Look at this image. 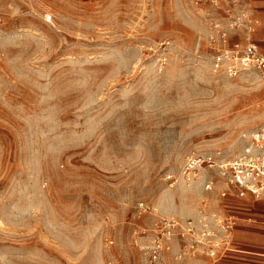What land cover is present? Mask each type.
Segmentation results:
<instances>
[{
  "label": "rangeland",
  "instance_id": "obj_1",
  "mask_svg": "<svg viewBox=\"0 0 264 264\" xmlns=\"http://www.w3.org/2000/svg\"><path fill=\"white\" fill-rule=\"evenodd\" d=\"M208 9V0H0V264H209L178 257L177 230L152 259L156 224L217 211L222 180L200 167L186 179L187 157L245 154L264 121L253 73L210 69ZM180 179L195 186L185 198ZM253 208L234 212L251 219L237 220L248 230L235 235L264 247Z\"/></svg>",
  "mask_w": 264,
  "mask_h": 264
},
{
  "label": "built area",
  "instance_id": "obj_2",
  "mask_svg": "<svg viewBox=\"0 0 264 264\" xmlns=\"http://www.w3.org/2000/svg\"><path fill=\"white\" fill-rule=\"evenodd\" d=\"M209 9L205 12L209 19L207 43L209 45L211 70L234 78L244 73H253L264 85V51L255 41L259 18L254 13L249 0H208ZM47 18L46 21H49ZM215 169L224 187L215 199L217 211L201 208L193 220L181 224L176 220H165L154 227L159 236L156 242L157 257L169 249L175 230L183 239V247L178 254L209 258V264H220L234 249L236 229L235 215L227 205L231 198L252 199V206L259 204L264 213V121L252 136L249 152L226 160L220 154H191L182 167V175L191 179L197 168ZM206 192L214 189V181L204 182ZM146 210V209H145ZM162 250V251H161ZM161 251V252H159ZM254 254L264 253L253 250ZM159 252V253H157Z\"/></svg>",
  "mask_w": 264,
  "mask_h": 264
},
{
  "label": "crops",
  "instance_id": "obj_3",
  "mask_svg": "<svg viewBox=\"0 0 264 264\" xmlns=\"http://www.w3.org/2000/svg\"><path fill=\"white\" fill-rule=\"evenodd\" d=\"M250 1V5L254 10V13L256 14V16L259 18L261 25L258 27L257 33L261 31V27H262V20L264 19V0H249ZM261 33H264V30L261 31ZM255 41L257 42V44L260 46L261 50L264 51V47H262L259 42L258 39H256L255 37ZM264 41V40H263ZM239 200H243V203L245 205V207L250 209L255 210L254 205L252 206V199L250 200L249 198L247 199H238V198H231L228 200V206L229 209L231 210V212L233 213V209L230 207L231 204L233 203H237ZM259 205V204H255ZM238 209H242L243 205H236ZM245 209V208H244ZM243 209V210H244ZM259 211L264 214L260 208ZM234 214V213H233ZM236 218V217H235ZM239 219V220H238ZM238 221L242 220V221H248L250 222L251 219H246L245 217L243 218H236V229H235V233H234V247L236 249H234L232 252H230L226 258H224L220 264H264V255H256L252 252H254L253 250L258 251V253L262 252L264 253V247L263 246H258V245H250L245 243L243 240H239L238 236H236V231L237 230H244L247 231L248 230V226L247 225H240L238 224ZM243 239V238H242Z\"/></svg>",
  "mask_w": 264,
  "mask_h": 264
},
{
  "label": "bare ground",
  "instance_id": "obj_4",
  "mask_svg": "<svg viewBox=\"0 0 264 264\" xmlns=\"http://www.w3.org/2000/svg\"><path fill=\"white\" fill-rule=\"evenodd\" d=\"M210 69H211V65L209 66ZM213 72V71H212ZM257 78V77H256ZM181 181L179 182V188H181V192L182 194L180 195L181 197L185 198L188 196V192H192V190L194 189V185H191V184H186L182 179H180ZM238 202H242L243 203V200H239ZM236 203L234 204H231L230 207L234 210L233 213L235 211H240L236 205ZM244 204V203H243ZM242 204V205H243ZM244 206V205H243ZM169 211H167L166 213H168ZM235 215V214H234ZM181 216H184V213H181ZM236 216V215H235ZM237 218V217H236ZM239 220V219H238ZM237 235V234H236Z\"/></svg>",
  "mask_w": 264,
  "mask_h": 264
}]
</instances>
